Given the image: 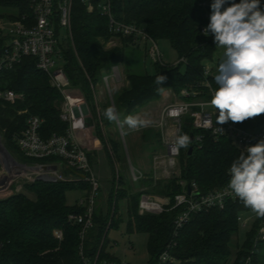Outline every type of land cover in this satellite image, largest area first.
<instances>
[{
  "label": "trees",
  "instance_id": "1",
  "mask_svg": "<svg viewBox=\"0 0 264 264\" xmlns=\"http://www.w3.org/2000/svg\"><path fill=\"white\" fill-rule=\"evenodd\" d=\"M94 4L96 3L93 0ZM113 17L124 23L142 26L155 41H168L179 59L176 64L155 63L153 74L132 71L126 67V84L115 92L111 102L98 108L94 102V87L101 72L111 69L125 59L129 46L134 45L130 37L114 39L116 45L108 47L112 38L108 31V19L94 6L91 10L82 0H73L71 13V38L62 48L63 69L72 88L83 95L87 107L95 120V135L106 150L112 178L107 198L106 212L93 210V226L82 236V225L69 218L83 215L85 206L77 203L68 205L66 193L70 190H90L87 182L25 181L21 190L0 198V264H85V260L97 264H112L113 257L106 252L107 234L112 228L114 215L120 200L126 199L128 232L146 233V264H227L231 256V243L239 229L238 216L255 213L245 207L240 199L228 201L222 209L214 208L192 216L181 229L175 230L174 219L178 209L159 214H140L138 202L143 192L173 197L182 192L179 181L196 183L201 191L220 188L229 182L228 169L241 152L228 139H214L207 133L201 147L188 154V148H181L179 175L166 180H154L148 175L139 179V190L132 187L123 177H115V161L121 159V144L112 137L104 139L101 123L110 125L103 115L104 109L114 105L124 118L137 114L141 108L158 100L168 89L175 94L187 90L189 97L208 98L210 88L216 89L214 75H205V63L213 59L216 46L212 35L205 36L203 29L210 20L213 0H109ZM239 3L240 0H235ZM264 9V0H260ZM227 6V5H226ZM0 8L12 13H28L26 0H0ZM10 12L3 15H9ZM11 18L12 15H9ZM5 46V37L0 32V57ZM183 65V70L181 66ZM163 75L160 85L157 77ZM0 89H10L19 95L14 102L0 100V133L10 151L16 152L23 162L57 163L55 156L43 159L25 157L19 150L16 137L26 127L29 116L43 120L39 133L42 138L52 134L63 135L68 124L60 119L63 103L61 92L51 85L45 72L38 69L33 57H23L11 69H0ZM160 89H163L162 91ZM98 108V112L96 111ZM248 129L264 128V114L238 123ZM150 130V131H149ZM152 129L142 130L146 139ZM190 119L185 117L181 134H195ZM160 141L159 134L153 132ZM8 142V143H7ZM107 142V144H106ZM107 145V146H106ZM112 150V151H111ZM114 154V156H113ZM92 163L90 154L88 153ZM68 172V170H65ZM117 185L121 187L116 189ZM142 186L146 191L140 190ZM29 194V195H28ZM264 217L257 216L246 231L244 240L235 251L229 264H264V240L257 238V232ZM60 230L62 238H56L54 231ZM167 252L171 260L160 262L159 257Z\"/></svg>",
  "mask_w": 264,
  "mask_h": 264
},
{
  "label": "built area",
  "instance_id": "2",
  "mask_svg": "<svg viewBox=\"0 0 264 264\" xmlns=\"http://www.w3.org/2000/svg\"><path fill=\"white\" fill-rule=\"evenodd\" d=\"M83 3L91 10L94 6L99 12L108 19V31L112 34L107 46L116 45L118 37H130L134 44L139 41H145L147 55L151 61L163 64L162 54L158 48L157 41L153 40L144 27L132 23H124L116 20L111 12L109 0H82ZM29 7L28 13L19 14L12 13L4 15L0 19V32L5 37V46L0 57V69H11L19 63L23 57H33L36 60L38 69L45 72L52 86L58 89L63 95V103L60 109V119L68 124L65 134H52L49 138H42L39 129L43 120L37 116H29L26 120V127L22 133L16 137V143L21 153L31 159H43L51 156L59 158V162L55 163H34L30 165H22L25 168V174L31 175L27 181H33L40 176L51 178L53 181H76L87 182L90 186L88 195L80 199L77 204L85 206L86 211L83 215H70L69 218L82 225V236L85 231L93 226V199L99 189L98 179L93 171L92 164L89 160L88 153L95 145L94 138L91 134L92 123H88V119H92V115L88 109L83 111L85 99L78 89L70 86L69 80L64 72L62 48L60 43V30L65 31L64 37L67 41L71 38V13L73 0H26ZM205 29V28H204ZM203 29V31H204ZM58 61V62H57ZM184 62L179 59L178 62ZM210 68L205 67V75L210 74ZM119 69L117 66L111 67V74L103 77V83L108 87V81L119 78ZM213 89L210 88L208 98L189 97L187 90L180 92V99L173 102H165L160 107L157 114L150 118L154 121L153 125L148 128H157L164 135V154L163 158L164 173L169 170L175 171L173 166L177 165L180 155L173 152L171 146L174 144L178 136L182 120L188 117L191 126L197 132L193 135V149L202 145L204 135L207 133L215 140L219 138L228 139L237 149L246 151V148L255 145L264 140V128L248 129L240 126L238 123L228 121L220 125L216 123L219 110L210 105ZM78 94L79 98L75 101L70 100L71 94ZM19 95L10 89H0V100L5 102H14ZM87 106V104H86ZM93 120V119H92ZM119 126V122H116ZM120 128V127H119ZM143 128L135 131H140ZM221 129V130H220ZM92 139V144L88 142V133ZM123 137V134H122ZM56 165V170L42 169L40 165ZM60 164L68 170L67 176L60 170ZM173 171V172H174ZM132 177L138 180V176L131 170ZM182 192L177 193L173 197L158 196L143 192L138 202V212L140 214H159L163 211L178 209V213L174 219L175 230L181 229L190 221L193 215L207 212L211 209H222L226 202L236 201L239 198L228 188V183L220 188H213L208 191H201L196 183H187L183 180L179 181ZM189 187V190L187 189ZM8 188V187H6ZM2 190V189H1ZM141 190V189H140ZM242 214L238 216L243 226L248 224L249 219H243ZM56 238H62L60 230L54 231ZM264 239V222L257 232V238ZM171 260L167 252H163L160 262ZM85 264H97L96 261L89 263L85 260ZM246 264H251L248 258Z\"/></svg>",
  "mask_w": 264,
  "mask_h": 264
},
{
  "label": "rangeland",
  "instance_id": "3",
  "mask_svg": "<svg viewBox=\"0 0 264 264\" xmlns=\"http://www.w3.org/2000/svg\"><path fill=\"white\" fill-rule=\"evenodd\" d=\"M9 12L11 13L12 10L0 8V19L4 17L3 14H7ZM60 32L61 47L65 48L67 46V38L64 37L65 31L61 29ZM210 35L212 34L210 33ZM118 42L119 41L117 38V43ZM157 44L162 54L163 62L165 64H173L178 61V56L176 52L171 48L168 41L160 39L157 40ZM146 45L147 43L145 41H139L134 45L128 47L125 53L124 61L116 65L119 69L120 76L119 78H117V80L111 81L110 79L108 81V87H106L103 83V77L108 76L109 78L111 69L101 72V76L94 87V102L98 108L101 107V104H104L107 101L111 102L115 92L126 84V67H128L132 71L147 72L148 74L154 73L155 65L147 55V51L145 50ZM215 46L216 51L214 53L213 59L205 63V67L211 69L210 75L214 76L217 74L218 65L221 62L224 54V49L222 47H217L216 44ZM58 63H63V61H59ZM181 69L183 70V65L181 66ZM166 91H168V97L164 102L161 98L152 101L141 108L139 112H137V114L140 113V115H146L148 117L154 116L165 102H173L180 99L179 94H175L170 89ZM72 95L73 97L70 99L72 102L76 100L75 98H79L78 94L74 93ZM98 108H96L97 112ZM120 120H123V117L121 115ZM92 121L93 123H95V120ZM100 126L104 139L112 137L121 144L119 153H121L120 155L122 156L121 159H119L120 161H115V177L118 180L119 175H121L124 181H127L128 184L132 187L134 192L139 190V181L146 178L148 175L152 176L154 180H166L175 177L177 174L179 175V158L177 161V165L173 166L174 168H176L175 171L171 168L169 170V173H164V162L161 156L164 154V137L167 136L166 134L163 135L159 129L153 127L148 128L152 129V133H150L147 138L144 139L142 138V130L128 131V134L123 135L122 137V129L119 128L120 124L118 126L116 122H111L109 126L106 125L105 122H102ZM95 127V124H93V126L91 127V134L94 138L95 145L92 149L89 150V154L92 160L91 164L93 171L99 182V189L97 190L93 199V210L95 212L100 211L105 213L107 210V198L111 189L112 178V172L106 158V150H108L109 153L110 151L108 147L103 148V146L101 145V140L95 135ZM124 130L127 131L126 126ZM153 132L159 134L160 141H157V138H154L155 133ZM178 135H180V132ZM92 137H89L91 140L89 144H92ZM0 141L4 149L9 153L10 157L13 158L11 159L9 157L12 161H9L7 163L2 162L0 159V187H8L5 192H0V198H3L11 195L12 193L20 191L22 184L27 181L31 177V175H29L28 173L25 175L23 174L25 172V169L23 170L22 167H20V164H24L25 166L30 164L28 162H23L22 158L18 157L16 153L17 151L13 152L9 150L11 149L10 145H5V141L2 138L1 133ZM64 168L65 166L63 164H60V170L63 171L64 175L67 176L68 174ZM131 170L134 171L139 177L138 180H135L132 177ZM117 184L118 183L116 182V189L121 187L120 184ZM140 189L146 191L147 187L145 188V186L141 185ZM87 195L88 191L85 190H70L66 193V202L68 205H74L80 199L85 198ZM241 216L243 219L248 218L249 221L246 226H243L242 222L239 221L238 233L233 237L232 243L230 245L232 253L230 258L228 259L227 264H229V262L233 260L237 247L242 244L246 231L250 228L252 222L258 215L256 213H243ZM126 220L127 211L125 199L118 202L117 211L114 215L113 220H111L110 218V221L112 222V228L108 231L107 234L106 252H108L113 257L112 264H146L148 259V254L146 251L147 234L137 233L135 231L128 232L125 224ZM258 239L264 240L261 237ZM95 261L97 262V256Z\"/></svg>",
  "mask_w": 264,
  "mask_h": 264
},
{
  "label": "clouds",
  "instance_id": "4",
  "mask_svg": "<svg viewBox=\"0 0 264 264\" xmlns=\"http://www.w3.org/2000/svg\"><path fill=\"white\" fill-rule=\"evenodd\" d=\"M210 7V20L203 34L211 33L224 54L214 77L218 87L213 90L209 103L219 110L216 123L244 122L264 114V9L260 0H240L239 3L213 0ZM165 79L160 75L156 82L161 85ZM103 115L109 122H119L123 135L154 123L150 117L140 114H130L120 120L114 105L105 108ZM191 144V137L181 134L171 150L178 152ZM228 172L231 192L245 207L264 217V140L241 152Z\"/></svg>",
  "mask_w": 264,
  "mask_h": 264
},
{
  "label": "water",
  "instance_id": "5",
  "mask_svg": "<svg viewBox=\"0 0 264 264\" xmlns=\"http://www.w3.org/2000/svg\"><path fill=\"white\" fill-rule=\"evenodd\" d=\"M82 108H83V111H84V112H87V111H88L86 104H83ZM88 123H92V119H91V118L88 119ZM190 137H191V139H192V144H191L190 147L188 148V154H191V152H192V150H193V135L190 134ZM0 148L3 149V150L8 154V156L10 157L9 153H8V152L4 149V147L2 146L1 141H0ZM10 158L13 159L12 157H10ZM40 166H41V168L44 169V170H46V169L56 170V165H54V164H53V165H44V164H43V165H40ZM37 179H39V180H44V181H53L51 178H47V177H43V176H40V177H38ZM187 189L189 190V187H187Z\"/></svg>",
  "mask_w": 264,
  "mask_h": 264
},
{
  "label": "bare ground",
  "instance_id": "6",
  "mask_svg": "<svg viewBox=\"0 0 264 264\" xmlns=\"http://www.w3.org/2000/svg\"><path fill=\"white\" fill-rule=\"evenodd\" d=\"M73 97V95L71 94L70 95V99ZM90 132L88 133V139H89V143H90ZM0 159H1V161L2 162H5V163H7V162H9V161H12V160H10V158H9V156H8V154L3 150V149H1V151H0ZM4 163V164H5ZM20 167H22V169L24 170L25 168L23 167V166H20ZM21 172V171H20ZM24 174V173H23ZM4 175V174H3ZM2 189V190H1ZM5 190H7V188L5 187V186H1L0 187V192H5Z\"/></svg>",
  "mask_w": 264,
  "mask_h": 264
},
{
  "label": "crops",
  "instance_id": "7",
  "mask_svg": "<svg viewBox=\"0 0 264 264\" xmlns=\"http://www.w3.org/2000/svg\"><path fill=\"white\" fill-rule=\"evenodd\" d=\"M167 94H168V91H164V92L162 93V95H161L160 98L163 100V102H164V101L166 100V98L168 97ZM163 102H162V103H163ZM138 114H140V113H138ZM156 114H157V113H156Z\"/></svg>",
  "mask_w": 264,
  "mask_h": 264
}]
</instances>
